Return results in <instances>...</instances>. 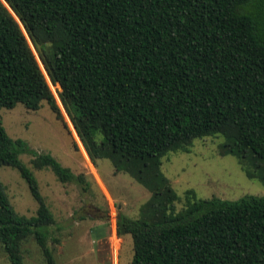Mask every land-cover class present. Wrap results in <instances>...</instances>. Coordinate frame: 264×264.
Returning <instances> with one entry per match:
<instances>
[{
    "label": "trees",
    "instance_id": "1",
    "mask_svg": "<svg viewBox=\"0 0 264 264\" xmlns=\"http://www.w3.org/2000/svg\"><path fill=\"white\" fill-rule=\"evenodd\" d=\"M57 99L91 164L107 159L150 193L136 219L116 222L131 264H264V196L181 198L161 170L167 154L220 137L219 154L264 184V0H0V110L45 102L68 129ZM23 153L61 183L84 179L0 122V169H15L37 203L20 217L0 180V245L22 264L33 237L55 264L54 216Z\"/></svg>",
    "mask_w": 264,
    "mask_h": 264
},
{
    "label": "rangeland",
    "instance_id": "2",
    "mask_svg": "<svg viewBox=\"0 0 264 264\" xmlns=\"http://www.w3.org/2000/svg\"><path fill=\"white\" fill-rule=\"evenodd\" d=\"M51 89L56 97L55 88ZM57 103L68 129L45 102L38 111L21 104L0 110V122L8 137L23 141L37 155H50L84 179L82 184L61 183L51 169H33L32 155L19 156L34 174L54 216L47 238L52 258L55 264H131L132 239L117 235L116 222L120 214L136 219L150 193L129 175L115 174L107 159H98L93 166L58 99ZM222 143L220 137L195 140L190 153H169L163 159L161 170L179 197L183 198L187 190H193L201 200L264 196V184L249 179L234 157L219 154ZM0 180L14 211L20 217L35 216L37 203L19 173L3 167ZM176 208L181 210L182 203ZM21 253L22 264H46L33 237L23 243ZM0 264H11L1 245Z\"/></svg>",
    "mask_w": 264,
    "mask_h": 264
},
{
    "label": "water",
    "instance_id": "3",
    "mask_svg": "<svg viewBox=\"0 0 264 264\" xmlns=\"http://www.w3.org/2000/svg\"><path fill=\"white\" fill-rule=\"evenodd\" d=\"M58 90H59V91H61V88H60V87H58Z\"/></svg>",
    "mask_w": 264,
    "mask_h": 264
}]
</instances>
